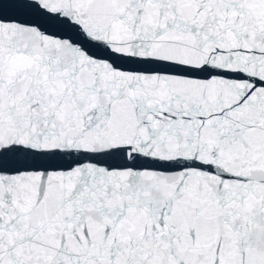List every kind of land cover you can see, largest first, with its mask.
Masks as SVG:
<instances>
[{
    "label": "snow or ice",
    "instance_id": "snow-or-ice-1",
    "mask_svg": "<svg viewBox=\"0 0 264 264\" xmlns=\"http://www.w3.org/2000/svg\"><path fill=\"white\" fill-rule=\"evenodd\" d=\"M0 264H264V0H0Z\"/></svg>",
    "mask_w": 264,
    "mask_h": 264
}]
</instances>
